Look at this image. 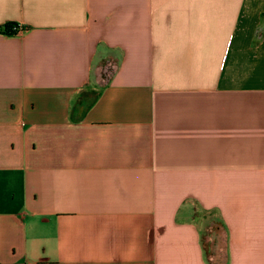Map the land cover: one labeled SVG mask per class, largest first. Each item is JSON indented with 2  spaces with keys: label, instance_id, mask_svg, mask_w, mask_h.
<instances>
[{
  "label": "crops",
  "instance_id": "obj_1",
  "mask_svg": "<svg viewBox=\"0 0 264 264\" xmlns=\"http://www.w3.org/2000/svg\"><path fill=\"white\" fill-rule=\"evenodd\" d=\"M0 264H264V0H0Z\"/></svg>",
  "mask_w": 264,
  "mask_h": 264
},
{
  "label": "rangeland",
  "instance_id": "obj_2",
  "mask_svg": "<svg viewBox=\"0 0 264 264\" xmlns=\"http://www.w3.org/2000/svg\"><path fill=\"white\" fill-rule=\"evenodd\" d=\"M216 219V218H215ZM205 219L202 227V243L207 256L212 259L214 257H222L224 246V233L219 220Z\"/></svg>",
  "mask_w": 264,
  "mask_h": 264
},
{
  "label": "trees",
  "instance_id": "obj_3",
  "mask_svg": "<svg viewBox=\"0 0 264 264\" xmlns=\"http://www.w3.org/2000/svg\"><path fill=\"white\" fill-rule=\"evenodd\" d=\"M4 25H13L14 27H19L14 21H8Z\"/></svg>",
  "mask_w": 264,
  "mask_h": 264
},
{
  "label": "built area",
  "instance_id": "obj_4",
  "mask_svg": "<svg viewBox=\"0 0 264 264\" xmlns=\"http://www.w3.org/2000/svg\"><path fill=\"white\" fill-rule=\"evenodd\" d=\"M17 29H20V27H14V26H13V30H17Z\"/></svg>",
  "mask_w": 264,
  "mask_h": 264
}]
</instances>
